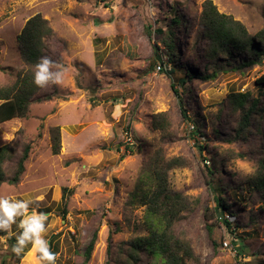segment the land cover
Masks as SVG:
<instances>
[{
  "label": "rangeland",
  "instance_id": "374dc122",
  "mask_svg": "<svg viewBox=\"0 0 264 264\" xmlns=\"http://www.w3.org/2000/svg\"><path fill=\"white\" fill-rule=\"evenodd\" d=\"M206 1L0 0V87L14 84L26 68L17 39L37 14L54 30L47 42V57L55 62L50 72L64 71L61 84L49 81L34 96L27 117L0 123V148L34 145L21 182L3 184L0 197L31 199L30 211L50 214L46 239L56 264H83L95 233L88 264H153L146 252L130 257L132 242L147 235L145 206L130 199L159 150L167 160L183 161L169 176L172 190L188 201L175 226L193 249L188 264H264V199L251 188L263 172L264 123L237 138L240 113L230 103L232 94L263 96L257 80L264 57L243 73L221 53L216 60L230 63L216 79L181 83L190 71L216 70L200 26ZM211 1L252 37L264 31V0ZM176 15L182 17L181 68L171 73L175 65L168 63L164 40ZM55 127L61 130L58 155L51 150ZM197 127L204 133H194ZM6 171L12 175V164ZM220 197L234 216L216 215ZM19 221L0 237V264H37L31 244L23 259L12 257L9 238L20 233Z\"/></svg>",
  "mask_w": 264,
  "mask_h": 264
},
{
  "label": "trees",
  "instance_id": "16d2710c",
  "mask_svg": "<svg viewBox=\"0 0 264 264\" xmlns=\"http://www.w3.org/2000/svg\"><path fill=\"white\" fill-rule=\"evenodd\" d=\"M83 1V0H79ZM182 17L176 15L169 25V34L164 40L167 49L165 53L168 63L171 65V73L180 69L178 31L181 29ZM200 26L209 42L207 52L211 61H215V71L211 74H199L192 71L186 73V77L180 80L186 82L189 78L192 82L198 78L204 82L214 80L219 75V68L229 65V60L224 64L218 59L221 53H227L230 58L239 64L238 71L243 72L245 68H252L264 57V31L252 37L243 23L235 20L232 16L219 12L217 6L211 0H207L203 5L200 16ZM54 35L50 22L37 14L30 18L18 36V47L22 55L26 68L17 74L14 84L0 87V123L27 117L30 102L34 96L42 89L33 82L35 65L40 58L47 56V42ZM255 39H258L256 42ZM162 61V60H161ZM51 67V66H50ZM50 70V69H49ZM244 73V72H243ZM258 85L264 88V76L257 80ZM230 103L233 113H240V121L236 131L237 138H246L248 131L255 128H262L264 123V94L261 98L254 97L250 92L237 93L230 96ZM186 115L185 110L183 111ZM187 116V115H186ZM159 123V122H158ZM156 123V128L164 127ZM204 133L202 127H197L194 133ZM38 137H42L39 132ZM51 150L58 155L61 150V130L55 127L51 130ZM231 141V140H230ZM33 143L22 145L18 151L15 145H5L0 148V187L8 183L18 185L24 173L26 164L33 149ZM202 148V146H200ZM12 164V175L8 176L6 166ZM183 161L180 158L167 160L162 150L156 152L154 157L145 164L135 191L131 195V202L135 205L145 206L144 224L147 235L132 242L130 246V257L133 259L137 254L146 252L153 259V264H188L193 258L192 247L177 237L175 233L176 224L182 220L184 213L188 209L187 198L183 194L172 190L169 173L173 168L181 167ZM263 172L259 173L253 180L254 190L261 194L264 199V162ZM252 190V189H250ZM215 208L216 215L223 217L227 211L231 216L236 213L232 210L231 204L226 198H218ZM226 227L230 228L231 223L224 220ZM239 226V225H238ZM0 237H7V232L0 231ZM97 234L95 233L85 252L83 264H88L94 250ZM11 246L16 243V239L9 238ZM237 239L234 243L237 244ZM242 251V249H239ZM12 257L17 261L23 259L24 254ZM136 260V259H134ZM1 264H8L7 260H2Z\"/></svg>",
  "mask_w": 264,
  "mask_h": 264
},
{
  "label": "clouds",
  "instance_id": "9594fccd",
  "mask_svg": "<svg viewBox=\"0 0 264 264\" xmlns=\"http://www.w3.org/2000/svg\"><path fill=\"white\" fill-rule=\"evenodd\" d=\"M55 65L49 57L43 56L35 65L33 76L34 84L39 88H46L51 84L59 85L63 82L64 71L50 72V66ZM42 199V197L40 198ZM31 199H15L12 197H0V231L9 232L12 225L20 218L18 227L21 229L16 236V243L12 246V252L20 256L31 244V251L36 254L37 264H56V253L50 250L46 239L48 231L47 222L49 215L38 211L36 208L29 210Z\"/></svg>",
  "mask_w": 264,
  "mask_h": 264
}]
</instances>
